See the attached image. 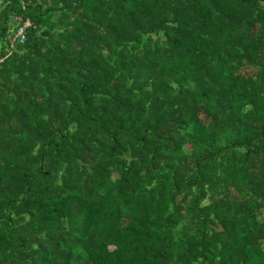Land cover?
<instances>
[{"label": "trees", "instance_id": "16d2710c", "mask_svg": "<svg viewBox=\"0 0 264 264\" xmlns=\"http://www.w3.org/2000/svg\"><path fill=\"white\" fill-rule=\"evenodd\" d=\"M0 264H264V0H0Z\"/></svg>", "mask_w": 264, "mask_h": 264}, {"label": "built area", "instance_id": "2783aa9c", "mask_svg": "<svg viewBox=\"0 0 264 264\" xmlns=\"http://www.w3.org/2000/svg\"><path fill=\"white\" fill-rule=\"evenodd\" d=\"M25 26L26 24H22L15 33L14 38L17 39L19 43H23L25 40Z\"/></svg>", "mask_w": 264, "mask_h": 264}]
</instances>
